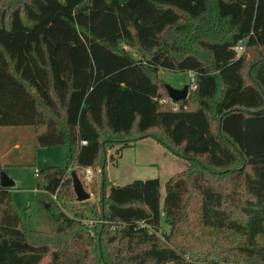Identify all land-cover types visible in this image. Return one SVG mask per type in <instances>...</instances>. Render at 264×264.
Masks as SVG:
<instances>
[{"label":"trees","instance_id":"16d2710c","mask_svg":"<svg viewBox=\"0 0 264 264\" xmlns=\"http://www.w3.org/2000/svg\"><path fill=\"white\" fill-rule=\"evenodd\" d=\"M161 69L192 75L185 99ZM0 127L69 147L34 171L44 229L0 186V264H264V0H0ZM145 138L187 162L163 197L106 178L107 151Z\"/></svg>","mask_w":264,"mask_h":264},{"label":"rangeland","instance_id":"374dc122","mask_svg":"<svg viewBox=\"0 0 264 264\" xmlns=\"http://www.w3.org/2000/svg\"><path fill=\"white\" fill-rule=\"evenodd\" d=\"M158 76L165 84L180 89L189 82L190 74L161 69ZM33 138L32 127H0V149L12 150L5 158L8 164L5 172L14 182V186L11 187L13 202L19 208L20 215L29 228L44 229L43 213L36 202L34 171L49 166L65 167L69 157V147L58 145L34 149ZM14 143L19 147L13 148ZM117 148L115 146L107 151L106 178L113 185L122 186L135 180L158 178L161 197H163L167 179L187 168L184 159L173 155L167 148L150 138L139 140L132 146L121 149L119 155L116 154ZM93 182L99 185V170L95 172L90 168L85 169L81 183L90 195L84 207L87 218L92 217L90 208L96 211L99 207V192L98 189L93 190ZM70 209L66 210L69 214ZM46 261L44 259L41 264H45Z\"/></svg>","mask_w":264,"mask_h":264},{"label":"water","instance_id":"95a60500","mask_svg":"<svg viewBox=\"0 0 264 264\" xmlns=\"http://www.w3.org/2000/svg\"><path fill=\"white\" fill-rule=\"evenodd\" d=\"M167 94L172 103H176L187 97L188 85L185 84L182 88H173L169 85H165ZM72 187L78 202H84L89 199L90 195L84 190L81 181L78 179L75 172H71ZM0 186L3 188H11L14 186V182L7 176L6 172H0Z\"/></svg>","mask_w":264,"mask_h":264},{"label":"crops","instance_id":"0c3cea01","mask_svg":"<svg viewBox=\"0 0 264 264\" xmlns=\"http://www.w3.org/2000/svg\"><path fill=\"white\" fill-rule=\"evenodd\" d=\"M19 146H18V144L17 143H14V145H13V148H18ZM1 150V149H0ZM10 149H8V150H6V149H4V150H1V153H2V155H3V157L5 158V157H7V156H9L10 155V153L12 152V150L11 151H9ZM37 170V169H36Z\"/></svg>","mask_w":264,"mask_h":264},{"label":"built area","instance_id":"2783aa9c","mask_svg":"<svg viewBox=\"0 0 264 264\" xmlns=\"http://www.w3.org/2000/svg\"><path fill=\"white\" fill-rule=\"evenodd\" d=\"M237 50H238V51H242V47H241L240 44L238 45ZM189 81H190V83L193 82V77H192V75L189 76ZM53 198H54V197H53Z\"/></svg>","mask_w":264,"mask_h":264}]
</instances>
